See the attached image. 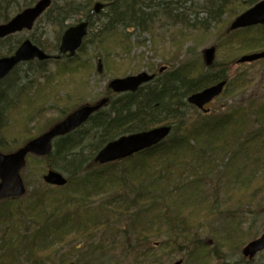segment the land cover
<instances>
[{
    "label": "trees",
    "instance_id": "16d2710c",
    "mask_svg": "<svg viewBox=\"0 0 264 264\" xmlns=\"http://www.w3.org/2000/svg\"><path fill=\"white\" fill-rule=\"evenodd\" d=\"M35 1L0 0V23L8 21L14 12L21 11ZM95 1L97 0H65L62 3L60 0H54L44 15L47 21L50 20L59 27H66L69 20L86 19ZM102 1H105L107 6L100 15L92 16L90 24L92 29L100 22L98 31L91 33L87 39L91 32L89 31L80 52L85 50L86 41L96 42L100 54L106 57L105 70L114 76L124 75L129 67L131 28L154 34V21L161 14L174 23H182L185 28L189 24L188 13L179 11L177 5L174 6L179 0ZM182 1L185 3L194 0ZM205 1L206 6H203V9L210 15L207 22H218L228 9L233 11L231 17H236L240 11L246 10L259 0ZM236 8L241 10L236 12ZM207 28L209 26H200L198 29L206 32ZM263 31L264 27L238 30L242 50L250 52L263 49ZM15 37L18 35L0 40V56L10 55L15 51L20 44ZM33 42L43 49L47 48L37 38H34ZM232 42L234 39L228 40L227 44ZM117 47H121L126 55L123 62L111 60L112 50ZM54 48L57 51L58 44ZM60 61H64L61 70L70 68L73 80L79 79L81 83L94 71L91 66H80L78 55L73 59L57 60ZM46 62H38L41 70ZM216 67L214 62L210 69ZM228 78L226 72H204L198 60H185L177 68L163 71L136 92L114 94L107 88L106 97L109 101L84 125L59 137L49 155L28 156L24 170L37 168L35 170L42 173L48 168L63 171L67 173V185L51 188L44 186L29 191L22 199L0 200V264H21L22 261L29 264L44 263L64 245L72 244L70 246L80 248V238L90 236V233L92 235L101 224L120 222L124 215L129 218L128 228L140 239L161 235L167 230L180 231L183 238H186L184 241L183 238H169L161 246L164 250L172 248L178 252V248H186L190 244L188 237L199 236L200 232L192 228L203 227L209 216L225 206H220L217 199L206 200V185L202 182L207 180L208 174L210 180L211 175L217 176L219 180H222L223 176L231 179L232 176L236 177L237 171H242V168L248 166L251 177L239 180L236 186L226 193L229 207L225 233L217 234L218 242L213 246L200 239L196 240V246L188 253L187 264L193 259L194 264H203L212 253L216 258H221L223 248L242 246L249 239V235L241 230L242 218L235 216L231 208L238 207L243 211L242 206L247 202L251 206L257 202L256 208L264 211L261 199L264 173L259 174L264 165L260 166L258 163L263 155L252 156L259 148L264 151V103L253 102L250 105L257 109L255 123L253 115L247 117L248 108L241 109L242 106L218 114H207L203 111L190 113L194 107L187 102L191 93L215 81ZM34 81L32 85L23 87L21 102L14 98L13 115L9 120L4 114L9 106L8 98L12 97L0 95V150L3 152L18 149L80 106L78 102L71 100L74 92L68 87L65 88L68 95L63 98L61 93L46 94L42 83L41 88L36 89L38 83ZM45 81L51 83V78L48 77ZM235 85L236 76L229 79L226 90L230 92ZM49 97L56 102L69 104L65 105V110H60L57 118L38 120L37 116L42 114ZM251 123L254 126L259 123L255 133L250 128ZM160 125H172V133L159 145L104 165L94 162L95 154L109 141L121 135ZM5 139L13 146L2 145ZM87 140L90 141L89 144L85 143ZM87 147L92 149L87 151ZM224 160V168L219 171L217 168ZM114 171L120 173L113 179L110 174ZM29 177L30 173L25 179L27 187L30 186ZM107 181L115 185L110 190V195L121 201L118 203L120 206L100 204L97 208H89L87 198L89 195L93 196L96 191L100 192L101 185L97 184L98 182H102V186L106 187ZM170 184L171 189L165 192ZM125 186H128V192L121 193L120 190ZM158 189H161L162 193L157 192ZM133 191L135 193H132ZM178 191L182 194H178ZM213 205L216 206L215 211ZM103 209L109 211L107 217L99 216ZM99 245L81 247V256L76 264H87L86 256L93 253ZM243 260L245 264H252L254 261L245 258ZM67 261L63 260L58 264Z\"/></svg>",
    "mask_w": 264,
    "mask_h": 264
},
{
    "label": "rangeland",
    "instance_id": "374dc122",
    "mask_svg": "<svg viewBox=\"0 0 264 264\" xmlns=\"http://www.w3.org/2000/svg\"><path fill=\"white\" fill-rule=\"evenodd\" d=\"M64 1L65 0H60L62 3ZM174 6L179 9V11H185L188 13L189 24L186 25L187 28H185L182 23L172 22L163 14L157 16L154 21V34L149 31H142L139 28H131V40L129 46V50H131L129 55L130 63L124 75L114 76L111 72L105 70L106 57H103L100 54L97 43L89 40V42H85V50L82 53L79 52L78 56H80V66L82 64H85L88 67L91 66L94 71L89 76L85 77L82 83L79 79L73 80L70 68L61 70L64 61L57 62V59L55 58L48 60L42 70L40 69L38 60L20 64L16 70L0 83V95L4 94L12 97L8 98L9 106L8 109L5 110L6 113L4 114V117H7V120L12 118L14 98L16 97V101L21 102V94L24 93L23 87L32 85V83L35 82L34 80L38 83L35 88H41L40 83L44 84L42 85V88L46 90V94L48 95H59L61 93L63 98H66L68 91L65 88L68 87L71 92H74L71 100L78 102L81 106L105 98L107 95L108 82L114 77H123L142 71L159 74L162 67H167V70H173L177 68L182 61L198 60L199 64L201 63V66H203L204 72H226L229 77L228 79H232L236 76L237 85L232 86L230 92L228 90L223 92L221 96L217 97L213 102L206 106L210 109L211 114L224 113L225 111L233 110L234 107L242 106L241 109L248 108L249 114L247 117L253 115V120L257 123L255 114L257 109L250 107V105L253 104V102L264 103V60L252 63H236L237 58L253 51L244 52L242 50V41L237 33L238 30L229 31L230 23L235 18L231 17L233 11L228 9L222 16V19L218 22L210 20L207 22L210 15L208 11L203 9V6H206L205 0L187 1L185 3L182 0H179L178 2H175ZM199 8H201L200 12H198ZM237 10L239 11L241 8H236V12H238ZM241 12L242 11H240V13ZM15 13L16 12H14V14ZM78 20L79 18L72 21L69 20L66 22V27H59L54 23H51L50 20L47 21L44 15L32 30L23 31L22 33L20 32L18 37H15V40L17 39L19 40V43H21L25 38H30L32 41L34 38H37L45 45V47H47L44 48L46 52L55 54L57 51L54 47L59 44L60 35H62L64 30L70 25L77 23ZM98 24H100V22L92 27V29L90 28L91 32L87 39H89L91 33H96L98 31ZM200 26L204 28L209 26V28H207L208 31H201L198 29ZM262 34H264V31ZM230 39H234V42L228 45L227 41ZM19 43H17V45ZM213 45L217 48L214 60L217 67L210 69L211 65L207 66L205 64L203 52L204 49L210 48ZM110 57L109 59H115L118 62H123L126 59V55L121 47L113 49ZM99 59H101L103 66V71L100 73L96 72V69L99 66ZM59 71H61V73ZM48 77L51 78V83L45 81ZM66 104L69 103H59L51 97L47 98L45 108L42 114L37 116V119L44 120L57 118L60 114V110H65ZM194 110H197V112ZM193 112L200 113V110L194 107V109L190 110V113ZM257 127H259V123L256 126L252 123L250 125L253 133L257 131ZM33 129L34 127H32V130ZM85 143L89 144L90 141L87 140ZM8 144L13 146L9 141L7 142L6 139L2 143V145L10 147ZM86 149L89 151L92 148L87 147ZM257 155H263L262 160L258 162L260 166H263L264 151L260 148L257 149L252 156L256 157ZM225 161L226 160H224V162L217 168L219 171L224 168ZM244 162L246 163L245 159ZM247 168L248 166L242 168V171H237L239 177L236 175V177L232 176L231 179L223 176L222 180H219L217 176L211 175L210 180V174H208L207 180L202 182L206 185V200L217 199L220 206H223L224 204L225 206L209 216L203 227L192 228L200 233L199 236L187 238L189 239L190 244L187 245L186 248H178V252L172 248H167L165 250L161 248L162 243L168 241L169 238L182 239L183 236L180 234V231L167 230L161 235H151L143 239L138 238L136 234L132 233L128 228L129 218L127 215H124L120 222L116 223L110 221L106 224H101L99 229L94 231L92 235L90 233V236L80 238L81 242L80 244H77L81 245V247H94L100 244V247H98L99 249L96 248L93 253L86 256L88 259L87 264H176V262L180 260V264H187L188 253L196 246L198 242L196 240L200 239L206 244L213 246L218 242L217 234L225 233V229L228 227L226 215L229 207V203H227L226 200V193L234 188L239 180L249 179L251 177V173H249ZM35 169L37 168H34L33 170L23 169L22 176L24 181L26 175L30 173V186H26V193L19 199L24 198L31 190L41 189L44 188V186L46 188L53 187L45 185L42 180V176L47 172L46 170H48V168L42 173ZM238 169L239 163L237 170ZM60 172L67 176V173L63 171ZM119 173V171H114L110 175L114 179ZM263 173L264 168L259 171V174ZM97 184L101 185L100 192L98 193L96 191L93 196L89 195L87 198L89 208L90 206L97 208L100 204L117 205L118 203H121L116 197L110 195V190L115 186L112 182L107 181L105 183L106 187L102 186V182H98ZM171 187V184L168 185L165 192H168ZM127 188L128 186H125L120 192L127 193ZM157 192L162 193L161 189H158ZM132 193L135 192L133 191ZM177 193L182 194L179 191ZM261 197L264 203V190L261 192ZM117 206H120V204ZM213 207L215 211L216 206L213 205ZM256 207L257 202L252 206L247 202L242 206L243 211L238 207L231 208L232 211H234L233 214L235 216L242 218L240 227L242 231L249 235V239H247L239 248H223L222 252L224 253L221 258H216L212 253L203 264H241L242 262V264H245L243 260L244 257H242L243 255L241 253L244 245L248 241L257 238L264 231V211H260ZM109 214L110 213L107 209H103L99 216L107 217ZM184 239L186 238H183L182 241H184ZM70 245L72 244L64 245L57 253L52 255L50 260H46V262L41 264H58L63 260H68L63 264L68 262H75L76 264V261L81 256V247L74 248ZM131 245H134V247H131ZM195 253L197 252L195 251ZM194 263L193 259L190 264ZM21 264L29 263L22 261ZM252 264H264V251L258 254Z\"/></svg>",
    "mask_w": 264,
    "mask_h": 264
},
{
    "label": "water",
    "instance_id": "95a60500",
    "mask_svg": "<svg viewBox=\"0 0 264 264\" xmlns=\"http://www.w3.org/2000/svg\"><path fill=\"white\" fill-rule=\"evenodd\" d=\"M52 0H39L33 6L27 7L13 16L9 21L0 24V39L10 34L31 29L35 20L51 5ZM104 7L103 3L97 2L93 11L99 14ZM90 19L81 21L67 28L59 45L60 58L64 54L73 57L82 45L84 37L87 35ZM264 24V0L238 15L230 25L231 30L249 27L253 25ZM215 48L210 47L205 51L207 64H211L214 58ZM35 58L47 60L50 55L38 46L33 44L30 39H26L16 49L14 54L0 58V81L3 80L19 63L30 61ZM264 58V51L243 55L238 62H252ZM102 70V64L99 63V71ZM163 70V69H162ZM154 78L153 74L141 72L137 75L113 78L108 87L114 92L137 91L138 88ZM226 81L219 82L200 92L192 94L188 101L199 109L210 103L216 96H219L224 88ZM108 99H102L96 104H86L76 109L63 120L53 125L49 130L38 137L27 142L23 147L13 153L0 152V199L7 197H18L25 193L26 188L21 170L26 165V157L29 153L39 156L47 155L52 150V142L55 138L66 135L84 124L91 114L103 107ZM171 131L170 126L156 127L151 130L123 135L118 139L107 143L100 149L95 162L100 164L110 163L119 159L127 158L144 149L150 148L160 143ZM46 183L56 186H64L68 179L66 176L56 170H48L43 176ZM264 250V232L257 238L249 241L242 249V254L252 259L258 253ZM68 264H75L70 262ZM179 264V263H177Z\"/></svg>",
    "mask_w": 264,
    "mask_h": 264
},
{
    "label": "flooded vegetation",
    "instance_id": "af4514ba",
    "mask_svg": "<svg viewBox=\"0 0 264 264\" xmlns=\"http://www.w3.org/2000/svg\"><path fill=\"white\" fill-rule=\"evenodd\" d=\"M39 0H36L35 2H34V4H36L37 2H38ZM119 1H121V0H118V2ZM33 4V5H34ZM51 8V5L48 7V9H47V11L49 10ZM19 33H16V34H13V35H18ZM9 36H11V35H8V36H6V37H4V38H1L0 40H2V39H5V38H7V37H9ZM40 49H43L42 47H39ZM45 51V50H44ZM46 52V51H45ZM49 52H47V54H48ZM50 55H54L53 53H49ZM64 55H68L67 53L66 54H64ZM67 57V56H66ZM262 60H264V59H260V60H257V61H262Z\"/></svg>",
    "mask_w": 264,
    "mask_h": 264
}]
</instances>
